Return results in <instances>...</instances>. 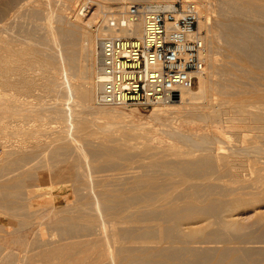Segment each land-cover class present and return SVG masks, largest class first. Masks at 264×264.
Masks as SVG:
<instances>
[{"label":"bare ground","instance_id":"bare-ground-1","mask_svg":"<svg viewBox=\"0 0 264 264\" xmlns=\"http://www.w3.org/2000/svg\"><path fill=\"white\" fill-rule=\"evenodd\" d=\"M24 1L21 5L19 2L16 3H19L17 9L14 8V4L10 5L9 1L4 5L1 2L3 6L0 8V142L8 143V145L0 146V233L7 228L31 226L32 224L29 223L37 220L39 214L35 206L44 204L40 206L48 208L47 204L49 205V200L52 199L49 191L62 192L70 186L68 187L71 192L70 200L74 199V202L79 204L75 206L77 208L65 207L64 209H68L69 213L62 209L56 212L50 206L51 202L50 212L46 213L47 221L51 222L49 226H52L58 233L57 240L50 239L53 234L48 237L49 239L47 238L48 240L44 239L43 232L42 235L39 233L43 236L42 239L39 240V236L38 240L33 239L34 243L41 244V247L38 244L41 249L45 247L41 252H37L42 258V260L36 258L41 261L40 264H241V261H247L248 264L253 263L252 251L248 249L239 250L240 248L226 247L214 254L216 248L202 245L203 243H214L217 240L222 241V238L230 235L229 230L234 232L231 235H235L233 237L235 239L238 234H241L239 233L241 229L239 230L237 225H232L224 218V215L234 210L235 204L239 208V203L241 205L244 201L241 199L240 202L237 190L243 189L241 191L244 192L245 187L251 185V188L257 190L255 191L257 194L259 193L257 196H263L264 193V161H258L259 167L251 169V176V172L255 175L254 181L246 177L245 180L243 174L241 175L243 163L247 157L251 154H262L263 157L264 154L261 148L262 146L264 149V5L260 3V0H219L218 6H221L220 9L223 8V11L225 9L229 19V22L227 21L229 27L228 25V28L226 27L227 30L230 28L227 43L228 49L231 50L232 60L228 63L229 66L219 70L216 87H212L211 80L208 78L210 76H207V69L208 66H214L215 62L206 51L208 48L206 37H200L205 45L202 58L206 67L204 66L203 72L197 76L198 88L196 90L179 89L175 100L169 99L154 103L153 106L156 107L150 114L152 120L159 127H166V130L160 128L151 131L149 129L151 133H147L145 137L135 134L136 130L142 129V125L116 121L117 115L114 113L118 112L122 114L120 116H124L118 108L125 107L103 106L99 103L97 83L99 47L95 48V46L103 38H139L143 34L141 19L125 27H111L110 25L111 21L121 19L128 8L127 2L129 1L115 0V8L111 10L112 18L106 21L107 14L102 13L101 21L106 23L103 25L101 22L102 25H99L93 33L89 29L90 22L84 23L80 18L83 16L82 13H76V18L74 16L76 20L73 18L74 21L71 22L66 18L67 22L64 17L66 9L60 5L64 4H59L61 0H58L59 5L56 8H53L56 5L53 2L52 9L49 6L50 10L44 7L48 1L45 3L41 0L43 12L48 11L47 17L41 14L46 17L42 19L48 20L51 24L44 25L46 26L43 30L44 35L39 37L44 23H39L40 19L32 14L31 18L36 17L43 28L40 30L37 27L39 32L36 27H33L36 28L35 30L31 29L38 32L37 37L41 38L38 42L42 47L38 42L35 43L36 37V39L32 38L36 36L32 30L33 36L30 35L32 33L29 34V31H24L26 35L28 33L32 36V40H36L33 41L34 44L27 41L29 44L24 45L21 37L19 39V36H16L20 34V32L16 33L21 31L18 27L22 26L23 19L19 20L20 23L22 22L21 25L16 26V35H9L14 30V25L11 23L15 24L13 19L17 17L21 8L29 7L30 11L36 13L37 2L33 1L36 2L33 5L32 1L28 3ZM38 1L40 4V0ZM139 1H143L144 6L149 10L168 11L174 5V0ZM183 1L193 2L192 0ZM68 2L65 3L68 4ZM194 4L198 15V28L201 29L205 25L206 5L203 0H195ZM32 5L36 10H33ZM41 8L38 7L37 11H41ZM10 11L13 12L9 13ZM26 14L20 15L23 17ZM28 17H30L29 12ZM31 24L34 26L35 23L31 22ZM217 28L215 27L216 30H214V38L218 37ZM21 34L23 36V33ZM29 35L26 39L30 38ZM18 39L19 45L22 41L24 46L16 45ZM36 90L41 91L43 95L34 96ZM47 94H53V97L46 96ZM44 97L55 99L53 102L45 103L42 101ZM35 98L36 101H34ZM66 98L69 99L67 101L71 102L72 99L74 101L67 103L64 101ZM91 108H94L97 114L93 112L92 115L105 119L104 123H101L102 121L98 124L94 123L95 118L91 116L89 118L93 120H90L87 118L88 114L85 117L82 116L85 115L82 114L83 111L88 112ZM105 108H112V110L102 111ZM53 120L62 121L65 125L51 126ZM174 121L175 124L172 126L170 122L174 123ZM114 127L116 129H113ZM117 129L123 132L122 135H126L124 137L130 136L132 139L145 140L146 144H144L148 148L142 144L145 149L138 152L134 150V153H131L133 149L130 145L129 148L132 151L126 146L124 153L122 152L124 144L121 145L120 142L118 147L105 144V142L114 143L118 136L115 137L116 139L112 136V142L104 137L111 136L114 134L112 131L117 132ZM194 131L196 134L192 135ZM197 132L202 134H197ZM97 134L101 135V137L98 136L101 141L95 140L94 136ZM165 134L169 135L171 142L163 140L167 138ZM226 136L235 137V140L243 139L242 141L248 145L239 148L233 145L234 143L229 144L225 139ZM121 138L123 136L119 139ZM134 141L138 140L134 139ZM140 146L137 148L140 149ZM128 149L130 152L127 151ZM86 157L90 158L91 162L93 158L101 160L98 159L100 160L98 165L94 166L89 160L86 162ZM132 158L136 159L134 161L136 164L130 160ZM128 159L132 161V164L126 162L127 165H135L134 167L141 169L143 174L135 173L136 169H131L132 167L130 169L135 172L128 170L126 165L119 163V160L124 162ZM145 159H148V162H144ZM81 164L84 165L81 168L86 167V170L82 168V172L79 170ZM120 164L123 170L120 169ZM244 164L246 165L247 162ZM48 165H52L51 169ZM108 171V175L114 172L109 176L113 179V182L111 181L113 188H109L110 182L108 181L107 185L104 180L95 181L96 185H93L92 175L95 172L100 175ZM225 176L231 179H227L228 185L220 181L226 178ZM248 181L253 183L250 182V184ZM64 186L65 188L62 189ZM178 186H183L184 189L181 190L179 187L181 191L176 189L171 196L172 189L169 187ZM80 187H83L82 190ZM84 187L89 193L85 192ZM166 189H170V193ZM82 192L91 195L90 198H87L88 196L83 198L86 194ZM250 192L249 194L239 193L247 196L242 197L248 198L254 193ZM165 193L170 195H165ZM65 197L61 196L62 199ZM245 203L247 204V201L242 204ZM138 204L142 206H140L139 213L137 212L139 208H136V211L132 209V211L139 214L138 219L141 218L139 224L142 225L141 223H145L146 220L156 221V226L153 227V222L152 226H137L138 219L133 217L135 213H129V211H131L130 207ZM37 207L39 210L40 207ZM63 211L65 216L66 213L70 215L67 217L60 215ZM127 214L137 219L136 226H134L133 218L130 219L131 221H128L129 217L124 218ZM6 215L7 221L4 222ZM13 216H20L18 218L22 217V219L16 222ZM123 218L127 222L122 221ZM186 220L188 222L183 224ZM207 220L211 222L210 225H217L210 232L201 227L189 228V225H200L199 223ZM262 221L257 237L264 241V220ZM110 222L116 224L111 223L109 226ZM129 223H133V226H125ZM117 224L121 226L115 227ZM107 225L109 229L111 227V230H107L110 233L105 232ZM183 225L188 226L187 229ZM24 228L21 230L24 231ZM205 228L209 227L205 226ZM10 232L5 231V236L0 237V239L3 238L0 242L7 244L11 249L12 246H17L19 237L12 238L13 234L11 238L6 237V234ZM17 233L20 232L17 231ZM201 238L203 242H196ZM194 244L201 245L194 246ZM0 250L2 251V248ZM9 254L4 258L5 260L3 259L4 261L0 259L3 261L1 264L19 262V259H15V253ZM37 254L34 253V256H39Z\"/></svg>","mask_w":264,"mask_h":264},{"label":"rangeland","instance_id":"rangeland-1","mask_svg":"<svg viewBox=\"0 0 264 264\" xmlns=\"http://www.w3.org/2000/svg\"><path fill=\"white\" fill-rule=\"evenodd\" d=\"M8 1H9V3L11 2V4L10 5H13L14 4V8L15 9H17V7H19V5H21V3H23L21 0H19V1H16L15 2V0H0V8H1V6H3L4 4H6V3H8ZM14 1V2H13ZM32 1V3H33V5H34V3H36L37 2V6L38 7H42L41 8V11H42V13H41V11L39 10V11H37L38 10V7H36L37 8V10H36V8H35V6H33V10L35 9L36 10V13L34 12V11H30V8L29 7H27V9L26 8H24V9H20V12L18 13V15H17V17L16 18H14L13 20H14V22H15V24L12 22L11 24H13L14 25V30H13V32H12V34H9V33H11V32H9L8 34L9 35H16V34H18L19 32H20V34L19 35H16V36H19L18 38L20 39V37H21V39L24 41V45H25V43H27V44H29V42H27V41H30V44H34L33 43V41H36L35 43H37L41 38H39V37H43V35H44V32H43V30H45V27L46 26H44V25H47L48 26V24L50 23L48 20H43L44 18H46L47 16H46V13H48V11L46 10V12H43V6H41L42 4H41V2L42 1H44L45 3L48 1H52V0H40V4H39V1L38 0H25L24 2L25 3H28V2H31ZM33 1H36V2H33ZM60 1V0H59ZM113 1V2H112ZM129 2H127V5L129 6V5H131V4H142L143 3V1H139V0H128ZM189 1H191V0H189ZM193 2H195V0H192ZM204 2H205V5H206V17H205V25H204V27H202L201 29H199L198 28V23H197V31H198V33H199V36L200 37H203V36H205L206 37V39H207V47L208 48H206L207 50L206 51H208V55H210L209 57L210 58H212L213 59V61L215 62H213L214 64V66H208L209 68L207 69V76H210V77H208L210 80H211V85H212V87H216V81L218 80L217 79V77L219 78V76H218V74H219V70L221 69H225V68H227L228 66H229V64L228 63H230V61L232 60V58H230V54H231V50H229L228 49V47H229V45H228V40H229V38H228V35H230V32H229V30H230V28L227 30V28L229 27V25H228V23H227V21L229 22V19H228V14H227V12L225 11V9H224V11L226 12H224L223 11V8L222 9H220L221 8V6H218L219 4V0H203ZM261 1H264V0H260V3L262 4V5H264V2H261ZM3 3V5H2V3ZM17 2H19L18 4H16ZM43 2V3H44ZM46 3L45 5H44V7L46 8V9H48V10H50L49 9V6H51V4H53L54 5V3L53 2H55L56 3V5H54V7L53 6H51L50 8L52 9V7L53 8H56V6L58 7V5L60 4V3H63L64 5H62V4H60L61 6H64L65 7V9H66V12H64L65 13V15H64V13H63V15H64V17H65V20H66V18H67V20L69 21V22H71V21H74L73 20V18H74V16H75V18H76V13L78 14H80V13H82V15L83 16H80V18H82V21L85 23H87L88 21L90 22V27H89V29H90V31L91 32H96V28L99 26V25H102L101 24V16H102V13L103 14H107L106 16H107V19H106V21L109 19H111L112 18V13H111V10H113L114 8H115V4H114V2H115V0H70L69 2H68V0H64V2H63V0H61L60 2H59V4L57 3L58 2V0H53L52 1V3L50 2V3ZM65 2H68V4L67 3H65ZM72 2V3H71ZM74 2V3H73ZM174 4L175 3H177V0H174V2H173ZM47 4H49L48 5V7H46V5ZM65 4H67L66 6H68L69 4L71 5H69L68 7H66L65 6ZM89 4V5H88ZM144 4V3H143ZM9 5V4H8ZM16 5H18V6H16ZM102 7L101 9H100V7ZM127 6V7H128ZM70 7V8H69ZM29 8V9H28ZM98 8H99V11H97L98 10ZM40 9V8H39ZM64 9V10H65ZM108 9V10H107ZM24 12H22V11ZM32 10V9H31ZM106 10V11H105ZM45 11V10H44ZM69 11V12H68ZM108 11H109V13H108ZM221 11H223V12H221ZM13 11H10L9 13H12ZM22 12V13H21ZM25 12H27V14L25 13ZM28 12H29V16L30 17H28ZM37 12H39L38 14H39V16H38V14H37ZM66 13H67V15H66ZM97 13V14H96ZM223 13V14H222ZM20 14H22V15H24V14H26V16H21ZM31 14V15H30ZM32 14H35V16H37V19H40V22H39V20L37 21V19H36V17H34L35 19H33V18H31L32 17ZM41 14L42 15H45V16H41ZM112 14V15H111ZM227 14V15H226ZM21 16V18H20V16ZM100 15V16H99ZM18 16H19V19H18ZM226 18H225V17ZM30 18V19H33L34 21H36V22H34L33 20H30V19H28V18ZM40 17V18H39ZM42 17H44L43 19H42ZM74 18V19H75ZM16 19V20H15ZM23 19V23H22V26H20V27H18V25L20 24L21 25V23H20V21ZM24 19H25V21H24ZM28 21H27V20ZM42 19V20H41ZM48 19V18H47ZM12 20V21H13ZM20 20V21H19ZM66 20V21H67ZM76 20V19H75ZM30 21V22H29ZM47 21V22H46ZM67 21V22H68ZM92 21V22H91ZM17 22H18V24H17ZM25 22V23H24ZM31 22L32 23H35L34 24V26H33V24H31ZM44 23L43 24V29L41 28V26H42V24L40 25L39 23ZM52 22V21H51ZM27 23V24H26ZM30 23V24H29ZM103 23V22H102ZM106 23V22H105ZM105 23H103V25L105 24ZM227 23V24H226ZM17 24V25H16ZM29 24V25H28ZM38 26H37V25ZM51 24V23H50ZM49 24V25H50ZM221 24V25H220ZM28 26V28H27V26ZM39 25H40V27H39ZM54 25V24H53ZM215 25H218V26H215ZM227 25H228V27H227ZM18 27V30H21V31H18L17 32V27ZM207 26H209V27H207ZM225 26V27H224ZM33 27H38L40 30L42 29V31H40L38 28L36 29V28H33ZM214 27V28H213ZM215 27L217 28V32H218V37H215L214 38V36H215V32H214V30H216L215 29ZM227 27V28H226ZM19 28H21V29H19ZM23 28V29H22ZM26 28V29H25ZM31 28H33L34 30L36 29V30H38V32H39V37H37V31H33ZM207 28V29H206ZM208 28H210V29H208ZM223 28H226V29H223ZM28 29V30H27ZM203 29V30H202ZM220 29V30H219ZM16 30V31H15ZM24 30H26V31H29V34L30 33H32L31 32V30L33 31V33L35 34L36 33V36L32 33V34H30V35H34V37H32V36H30L27 32V35H29L30 36V38L28 37L27 39H26V34H25V31ZM211 30V31H210ZM24 31V32H23ZM15 32H17L16 34H15ZM209 32V33H208ZM212 32V33H211ZM214 32V33H213ZM222 32V33H221ZM7 33V32H6ZM21 33H23V36H22V34ZM220 33L221 34H223L222 36L220 35ZM226 33V34H225ZM8 34H5V36H8ZM206 34H208V35H206ZM213 34H214V36H213ZM26 35V36H25ZM220 35V36H219ZM24 37H25V39H24ZM33 39H36V40H32V38ZM36 37V38H35ZM15 39H16V37H14ZM39 38V39H38ZM19 39H18V41H16V45L17 46H19V47H21L23 44H22V41H21V45H19L20 43H19ZM17 40V39H16ZM218 43H217V42ZM32 42V43H31ZM224 42V43H223ZM40 42H38V44H39ZM219 44V45H218ZM23 45V46H24ZM39 45H41V44H39ZM223 45V46H222ZM227 45V46H226ZM99 47V42H98V44L95 46V48L96 47ZM205 46V45H204ZM41 47H42V45H41ZM209 49H210V51H209ZM217 51V52H216ZM229 56V57H228ZM228 57V58H227ZM83 64V63H82ZM217 64V65H216ZM220 65V66H219ZM205 67H206V63H205V65H204ZM224 66V67H223ZM214 67V68H213ZM208 74H210V75H208ZM198 81H199V79L197 80H195V82H194V84H193V86H192V90H196L197 88H198ZM38 90H36V91H34V96H36V95H38V94H40L39 95V97L40 96H42L43 94L42 93H40V92H37ZM46 96H51V97H53V94H47ZM51 97H44L43 98V100L42 101H44L45 103H49L50 101L51 102H53V100L55 99H51ZM47 99H49V101L47 100ZM72 99V98H71ZM70 99V100H71ZM67 100H69V99H67L66 98V100H64V101H66L67 103H71L72 101H74L73 99L71 100V102L70 101H67ZM34 101H36V98L34 99ZM33 101V102H34ZM156 106H153V104H150V105H146V106H143V107H137V106H126L125 108H118V111H120L121 113H123V115L124 116H120V115H122V114H119L118 112H115L114 114L115 115H117V119H116V121H122V122H126V124H134V125H142L141 127H142V129L141 130H136L135 131V134L137 135V136H141V137H145V135L147 134V133H151V131H152V129L154 130V129H163V130H166V127H159L157 124H155L154 123V121L152 120V117H151V112L153 111V109L155 108ZM107 110H112V108H105V110H102V111H107ZM92 112V113H91ZM95 113V115H97L96 114V111L94 110V108L92 109H90V111H83V113L82 114H85V115H82V116H86L87 114L89 115L87 118H89V117H91V118H95V120L93 121L94 123H96L97 122V124L98 123H100L101 121V123H104L105 122V119H101L100 117L99 118H97V116H94V115H92V114H94ZM122 117H124V118H122ZM163 118V117H162ZM90 119V118H89ZM93 119H90V120H93ZM54 123V124H53ZM60 123V124H59ZM168 123V122H167ZM62 124V125H61ZM170 124L172 125V126H174V124H175V121H174V123H171L170 122ZM63 125H65L64 124V122H62V121H58V120H53V122H52V124H51V126H54V127H62ZM146 125V126H145ZM113 129H116V127H114ZM112 129V130H113ZM151 131H150V130ZM118 130V129H117ZM119 131V132H118ZM117 132L114 130V131H112L114 134H112L111 136L109 135L108 137H104V139H110V141L112 140L111 139V137L112 136H114V139H116L117 138V136H118V140L116 139V140H114V143L112 142V143H110L109 144V142L108 143H106L105 142V140H103L104 142H105V144H108V145H110V146H113V147H118L120 144L122 145V144H126L127 142H129L128 143V145L126 144L125 146L124 145H122L123 146V150H122V152L125 150L124 149V147H126V146H128V148H129V146L130 145H132L133 147H135V148H133L132 146H130V148H132L133 149V151L131 152V153H134V150L135 151H142L143 150V148L145 149V147H147L148 148V146L147 145H145L146 144V142H145V140H143V139H137V138H133L132 139V137H130L129 135V137H124V136H126V135H122V133L123 132H121V130H118ZM121 133V134H120ZM194 134H196V131H194V132H192V135H194ZM197 134H202L201 132H197ZM121 135V136H120ZM98 136H100L101 137V135L100 134H97V136L95 135L94 137L96 138H94L95 140H98V141H101V140H99L100 138L98 137ZM123 136V138H121V139H119L120 137H122ZM162 136H164V134L162 135ZM167 136V134H165V137ZM169 136V135H168ZM167 136V138H163V140H165V141H167V142H171V138L170 137H168ZM116 137V138H115ZM227 137L228 136H226V140H227V142H229V144L230 143H234L233 145H237L239 148H242V147H246L248 144L245 142H243L241 139V141L243 142H240V140L238 139V140H235L236 138L235 137H228V139H227ZM124 138H125V140H124ZM170 138V139H169ZM134 139L135 140H138V141H134ZM232 139V140H231ZM124 140V141H123ZM127 140V141H126ZM102 141V142H103ZM107 141H109V140H107ZM3 142H5V141H1L0 142V146H5V145H8V143H3ZM103 142V143H104ZM116 142V143H115ZM119 142H120V144H119ZM138 144H137V143ZM143 142V143H142ZM2 143H3V145H2ZM145 143V144H144ZM259 143H262V142H259ZM113 144V145H112ZM145 146H143V145ZM231 144V145H232ZM142 147H141V146ZM262 145V144H261ZM122 146H120L121 148L120 149H122ZM140 146V149H138L137 147H139ZM261 148H262V150H264L263 149V147L261 146ZM127 150L128 152H130V150ZM150 150V149H149ZM126 151H124V153H125ZM148 152V151H147ZM252 155H254V156H252ZM258 156H260L261 158H259ZM252 157V158H251ZM255 157V158H254ZM263 157H264V154H263ZM262 157V154H251L250 155V157H247L246 159H245V161H244V163H246L247 162V166L243 163V168H242V170H241V175L243 174V179H245L246 180V178L248 179V180H251V179H249V178H252V181H254V177H255V175L253 174L254 172H251L252 173V176H251V174H250V171H252L251 169H256V168H258L259 167V162L258 161H264V158ZM248 158H250L249 160H248ZM90 159V158H89ZM89 159H87V157H86V162L89 160ZM98 159H100V158H98ZM98 159H96L95 158V160H94V158H93V161L92 162H96V163H92L90 160V162H91V165H93L94 164V166H96V165H98V163H99V161L101 160H98ZM92 160V159H91ZM97 160H98V162H97ZM129 160V159H128ZM122 161V162H120L121 160H119V163H121L122 165H126L127 167H128V170H131V169H133V168H135L133 165H129V164H132L131 162L132 161H130V160H133V158L132 159H130L129 161ZM136 159H134L133 160V164H136V162L134 163V161H135ZM243 160H244V158H243ZM247 160V161H246ZM88 161V162H89ZM126 162H129V164L127 165V163ZM144 162H148V159H145L144 160ZM250 163H252V164H250ZM89 164V163H88ZM121 164H120V169L121 170H123V166H121ZM83 164H81L80 165V168H79V170H81V172H82V170L85 168V170H86V167H82L81 168V166H82ZM245 165V166H244ZM84 166V165H83ZM51 167H52V165H48V168L49 169H51ZM132 167V168H131ZM87 168H89V167H87ZM131 168V169H130ZM246 168H247V170H246ZM136 169V168H135ZM139 169V168H138ZM136 169V172H135V170H131V171H134L135 173H139V175L140 174H143V173H141V172H143L141 169ZM244 169L246 170V171H244ZM243 172V173H242ZM246 172H247V174H246ZM96 173H98V172H95V174H93L92 175V181L94 182L93 183V185H96V183H95V181H100L101 182V180H104V182L107 184V182L109 181L110 182V186H109V188H113V184H112V182H113V179L112 178H110L109 176L110 175H112V173H114V172H112V173H110V175H108L109 174V171L106 173H100V175L99 174H96ZM261 173H263V172H261ZM262 176H263V174H261ZM9 176V175H8ZM11 176V175H10ZM101 177L100 179H98L99 177ZM102 176H103V178H102ZM104 176H105V178H104ZM228 176V175H227ZM93 177H96V178H94L93 179ZM160 177V176H159ZM226 177V176H225ZM246 177V178H245ZM161 178V177H160ZM175 178V177H174ZM177 179H179L178 177H176ZM172 179H173V177H172ZM171 179V180H172ZM176 179V180H177ZM225 179V180H224ZM227 179H230V177L228 178V177H226V178H223L222 180H220L221 181V183L222 184H225V185H228V183L229 182H227L228 180ZM175 180V179H174ZM175 180V181H176ZM231 180V179H230ZM112 181V182H111ZM199 181V180H198ZM219 181V182H220ZM223 181V182H222ZM224 181H226V182H224ZM264 181V180H263ZM249 183L251 182V181H248ZM221 183H218V184H221ZM248 183V184H249ZM251 183H253V182H251ZM250 183V184H251ZM108 185V184H107ZM112 185V186H111ZM66 186H68V185H66ZM247 186V185H246ZM250 186V187H249ZM249 186H247V187H245V189L247 188V190H245L244 189V192L243 191H241V190H243V189H241L240 191L239 190H237L236 191V193H237V195L240 197L239 199H240V202L242 201L241 199H243L244 201H242V203L243 202H246L247 201V204L245 203V204H242L241 203V205H240V203H239V208H237L238 206H237V204H235V206H234V210H232V212H227L228 214L225 216L224 215V218H226V221L227 222H231V224L233 225V224H235V226L237 225V228L240 230V232L239 233H241V234H238V237L235 239V238H233L234 236L233 235H231V233L233 234L234 232H232V230H229L230 232V235H227L228 237L226 238H222V241L221 240H217V241H215L214 243L212 242V243H209V244H206V243H203V245L202 246H207V247H210V246H212L213 248H216V249H214L215 251L213 252L214 254L215 253H217V252H219L221 249L223 250L224 248H229V249H231V248H234V249H237V248H240L239 250H242V249H248V250H250V251H252V255H253V258H254V261H253V263H258V264H264V241L263 240H261V239H259L257 236H258V232H260V229H261V227H262V219L264 220V193H263V196L261 195H259V196H257L258 194H257V192H255V191H257V190H253L252 188H251V185H249ZM68 187H70V186H68ZM68 187H66V191L67 192H65V190L64 191H62V192H56V191H49L50 192V198H52V199H50L49 200V203L51 204V202H52V204L50 205V206H52L53 208H54V211H60L61 209L62 210H66V209H64L65 207H68V208H74L76 205H79V204H77L76 202H74V199H71L70 200V194H71V192L68 190L69 188ZM94 187V186H93ZM179 187L181 188V190H183L184 189V187L183 186H178V187H169L170 189H172L171 190V193H170V189L168 190V189H166V190H168V192L171 194V196L174 194L173 192H175L174 190H178L179 189ZM65 188V186L62 188V189H64ZM81 188V190H82V188L83 187H80ZM183 188V189H182ZM249 188H251L250 190H249ZM84 189H85V192L87 191L88 193H89V191L88 190H86V188L84 187ZM83 189V190H84ZM80 190V191H81ZM180 189L178 190V191H181ZM251 191V192H250ZM85 192H82V193H85ZM166 192V191H165ZM245 193V194H249V192L250 193H252V192H254V193H252V194H250V196L248 197V198H245V197H247L246 195H244V194H240V193ZM81 193V192H80ZM168 193V194H169ZM67 194H69V196L67 195ZM86 194V193H85ZM84 194V195H85ZM168 194H166L165 193V195H168ZM169 194V195H170ZM253 194H254V196H253ZM256 194V195H255ZM260 194H262V193H260ZM52 195V196H51ZM53 195H55L54 197H53ZM57 195H59V196H57ZM67 195V197H65ZM83 195V194H82ZM245 196V197H242V196ZM61 196H64L65 198H61ZM86 196H88L87 198H90V196H89V194L87 195H85V196H83V198H86ZM257 196V197H256ZM67 198V199H66ZM68 198H69V200H68ZM57 199V200H56ZM65 199H66V201H65ZM252 199V200H251ZM55 200H56V202H55ZM64 201V202H63ZM68 201H71V202H73V203H70V202H68ZM249 202V203H248ZM251 202V203H250ZM57 204V205H56ZM40 205H44V204H37L36 206H35V208H37V209H35L36 211H38V218H37V220L35 219L34 221H33V223H29L31 226H28L27 225V227L26 228H24V227H22L21 226V228H24V231H23V229L21 230V228H20V226H18V227H16V229L14 228V229H6L5 231H11L10 233H7L6 234V237L8 236L9 238H11V234H13V236H12V238H14V236L15 237H19L18 239H19V242H18V244H17V246H12L11 247V249H10V247L9 246H7V244H5L4 245V243H1L0 242V249L2 248V251L0 250V259H4V258H6L8 255H10L9 253H15V259L17 260V259H19V262H17V264H40V262L41 261H39V260H42V258L40 257V255L39 254H37V252L39 253V252H41L42 250H44V248H43V246H42V248L43 249H41L40 247H41V244H39V242H35L36 243V245H35V243H34V240L36 239V240H40V239H42L41 237H43L44 239H47L49 236H52V234H53V237H50V239L52 238L53 240H57V238H58V233L56 232V230L54 231V228L52 227V226H49V225H51V222L50 221H47L48 220V218L46 217V215L50 212L49 210V205L47 204V206H48V208L47 207H45V208H42ZM59 205V206H58ZM243 205V206H242ZM248 205V206H247ZM37 206H39L40 207V209L38 210V207ZM70 206V207H69ZM140 206H141V204H138L137 206L135 205V206H132V207H130L131 208V211H129V213L130 212H132V213H135V211H136V208L138 209L137 210V212L139 213V211L141 210L140 209ZM142 207V206H141ZM235 207H236V211H235ZM55 208H56V210H55ZM60 208V209H59ZM75 208H77V207H75ZM129 209V208H128ZM132 209L133 210H135V211H132ZM61 210V211H62ZM88 210V209H87ZM130 210V209H129ZM68 211V209L66 210V212ZM89 211V210H88ZM235 211V212H234ZM64 212V211H63ZM63 212H62V214H60L59 212H58V214H60V215H64L65 216V212H64V214H63ZM47 213V214H46ZM68 213H69V211H68ZM131 213V214H132ZM45 214V215H44ZM226 214V213H225ZM43 215V216H42ZM60 215H58V216H60ZM70 214H68L67 215V213H66V216L65 217H67V216H69ZM128 215V216H127ZM126 216L124 215V218L125 217H129L127 220L128 221H131L130 219L131 218H133V217H135V218H137L138 219V215L139 214H137V213H135V215L133 216V214H132V216L130 215V214H127ZM130 215V216H129ZM137 215V216H136ZM40 216H42V217H40ZM57 216V217H58ZM6 218V220L4 219V222H6L7 221V215L5 216ZM18 217H20V216H18ZM18 217H16V216H13V219H14V221H16V222H19L21 219H22V217L21 218H18ZM44 219V220H42V219ZM45 218H46V220H45ZM122 219V221H124V222H127L126 221V219ZM19 219V220H18ZM132 219V220H134V226H136V222L138 221V224H137V226H152V224H153V227L154 226H156L157 225V222L156 221H147V223H146V221H145V223L143 222L144 220H142V222L143 223H141L142 225H140L139 224V220L141 221V218L140 219ZM18 220V221H17ZM137 220V221H136ZM261 221V222H260ZM153 222V223H152ZM186 222H188L187 220L185 221V222H183V224L184 223H186ZM206 222V223H205ZM111 223L112 222H110V224H109V226L111 225ZM133 223H129V224H125V226H133L132 224ZM152 223V224H151ZM156 223V224H155ZM210 221L209 220H207V221H203V222H201V223H199L200 225H197L196 224V226L195 225H189L190 227L189 228H204L205 229V231H207V232H210V231H212L213 229H215L214 227H216L217 225H210ZM3 224V223H2ZM42 224V225H41ZM108 224V223H107ZM112 224H116V223H112ZM145 224V225H144ZM204 224V225H203ZM16 225V224H15ZM43 225H45V226H43ZM208 225H210V226H208ZM261 225V226H260ZM36 226V227H35ZM108 226V225H107ZM109 226H108V228H106V233L109 231V230H111V227H110V229H109ZM119 226H121L120 224H117V225H115V227H119ZM184 226V225H183ZM194 226V227H193ZM205 226L206 227H209V228H205ZM244 226V227H243ZM30 227V228H29ZM188 227V226H187ZM187 227L186 226H184V228L185 229H187ZM259 227H260V229H259ZM31 230H29V229ZM38 228V229H37ZM49 228V229H48ZM52 228V230L50 231V229ZM183 228V229H184ZM242 228H244V230L242 229ZM26 229V230H25ZM109 229V230H108ZM212 229V230H211ZM217 229V228H216ZM258 229V230H257ZM13 230H14V233H13ZM16 230V231H15ZM28 230V231H27ZM47 230V231H46ZM108 230V231H107ZM4 231V230H3ZM3 231H1V233H0V237H2V236H5V231L3 232ZM17 231L18 232H20L19 234L17 233ZM40 231V232H39ZM2 232L4 233V234H2ZM23 232V233H22ZM28 232V234L26 235V233ZM42 232H43V236H41L42 235ZM54 232V233H53ZM244 232V233H243ZM254 232V233H253ZM17 233V234H16ZM37 233V235H35ZM41 235H40V234ZM108 233H110V232H108ZM249 233V234H248ZM9 234V235H8ZM22 236H21V235ZM25 234V235H24ZM34 236H33V235ZM47 234H48V236H47ZM237 234V233H236ZM253 234V235H252ZM17 235V236H16ZM55 235V236H54ZM25 238H24V237ZM40 238H39V237ZM230 236H232V237H230ZM251 236V237H250ZM34 237H36V238H34ZM37 237H38V239H37ZM27 238V239H26ZM233 238V239H232ZM242 238V239H241ZM3 239V238H2ZM2 239H0V240H2ZM16 239V238H15ZM23 239H25L24 241H23ZM34 239V240H33ZM49 239V238H48ZM47 239V240H48ZM225 239H226V241H225ZM252 239V240H251ZM33 240V241H32ZM35 240V241H36ZM21 241V242H20ZM32 241V242H31ZM203 242V240H202V238L201 239H197V241L196 242ZM204 241H206V240H204ZM207 241H209V240H207ZM218 241H219V243H218ZM249 241V242H248ZM256 241V242H255ZM259 241V242H258ZM24 242V243H23ZM29 243V244H28ZM31 243H33L32 245H31ZM244 243V244H243ZM251 243V244H250ZM260 243V244H259ZM26 244V245H25ZM40 245V247H39V245ZM221 244H223V245H221ZM249 244V245H248ZM258 244V245H257ZM200 246L199 244H194V246ZM210 245V246H209ZM219 245H221L220 246V248H219ZM238 245V246H237ZM245 245H247V246H245ZM255 245V246H254ZM32 246L34 247L35 246V248H32ZM193 246V245H192ZM217 246V247H216ZM232 246V247H231ZM236 246V247H235ZM240 246V247H239ZM249 246V247H248ZM263 246V247H262ZM28 247H30V248H28ZM40 249H39V248ZM211 247V248H212ZM255 247L257 248V249H255ZM13 248H15V249H13ZM8 249V250H7ZM39 249V250H38ZM262 249V250H261ZM4 250V251H3ZM12 251V252H10V251ZM25 250V251H24ZM36 250H38V251H35ZM29 251H31V252H29ZM261 251V252H260ZM263 251V252H262ZM4 252V253H3ZM24 252V253H23ZM26 253V254H25ZM28 253H30V254H28ZM34 253L35 254H37V255H39V256H34ZM262 253V254H261ZM5 254H7V255H5ZM255 254V255H254ZM260 256H259V255ZM3 255H5V257H3ZM27 255V256H26ZM29 255V256H28ZM26 256V257H25ZM255 256V257H254ZM3 257V258H2ZM22 257V258H21ZM30 257H32V258H30ZM261 257V258H260ZM37 258V259H39V260H35V259ZM252 258V259H253ZM21 259H23L22 261H21ZM259 259V260H258ZM2 260H0V264H1V262H3ZM21 261V262H20ZM38 261V262H37ZM256 261V262H255ZM257 261H259V262H257ZM30 262V263H29ZM36 262V263H35ZM16 263V262H15ZM244 264V263H246V264H248V262L247 261H245V262H243V261H241V264ZM253 263H251V264H253ZM13 264V263H12ZM42 264V263H41ZM250 264V263H249Z\"/></svg>","mask_w":264,"mask_h":264},{"label":"built area","instance_id":"built-area-1","mask_svg":"<svg viewBox=\"0 0 264 264\" xmlns=\"http://www.w3.org/2000/svg\"><path fill=\"white\" fill-rule=\"evenodd\" d=\"M143 21L141 37L99 41V103L143 107L192 88L204 70V43L197 31L194 2L177 0L171 10L131 4L111 27Z\"/></svg>","mask_w":264,"mask_h":264},{"label":"water","instance_id":"water-1","mask_svg":"<svg viewBox=\"0 0 264 264\" xmlns=\"http://www.w3.org/2000/svg\"><path fill=\"white\" fill-rule=\"evenodd\" d=\"M173 100H175V95L173 96V98H172Z\"/></svg>","mask_w":264,"mask_h":264}]
</instances>
